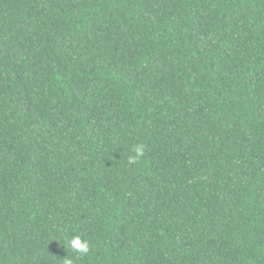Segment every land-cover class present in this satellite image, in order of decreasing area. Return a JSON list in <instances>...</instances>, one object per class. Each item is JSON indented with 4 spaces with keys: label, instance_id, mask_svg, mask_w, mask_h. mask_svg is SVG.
<instances>
[{
    "label": "trees",
    "instance_id": "16d2710c",
    "mask_svg": "<svg viewBox=\"0 0 264 264\" xmlns=\"http://www.w3.org/2000/svg\"><path fill=\"white\" fill-rule=\"evenodd\" d=\"M0 264H264V0H0Z\"/></svg>",
    "mask_w": 264,
    "mask_h": 264
}]
</instances>
